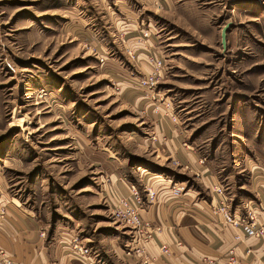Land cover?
Listing matches in <instances>:
<instances>
[{
    "label": "rangeland",
    "instance_id": "rangeland-1",
    "mask_svg": "<svg viewBox=\"0 0 264 264\" xmlns=\"http://www.w3.org/2000/svg\"><path fill=\"white\" fill-rule=\"evenodd\" d=\"M166 1L0 0V194L41 215L47 230L73 227L93 248L121 238L101 167L109 155L152 164L141 156L151 120L134 103L153 93L135 84L150 58L162 64L156 98L173 107L228 201L255 197L264 0Z\"/></svg>",
    "mask_w": 264,
    "mask_h": 264
},
{
    "label": "crops",
    "instance_id": "crops-1",
    "mask_svg": "<svg viewBox=\"0 0 264 264\" xmlns=\"http://www.w3.org/2000/svg\"><path fill=\"white\" fill-rule=\"evenodd\" d=\"M145 92L147 95L136 96L134 103L151 120L154 140L148 145L150 150L141 155L152 162L151 166H126L109 155L106 168L101 170L106 173L104 190L109 209H118L122 199L134 205L133 189L137 190L142 199L140 215L148 224L147 230L154 231L153 237L143 240L136 227L117 219L123 228L121 238L108 240V234L93 248L79 238L73 227L47 230L46 219L1 192L0 248L14 264H87L75 255L74 237L91 249L90 258L96 264H196L203 257L221 259L231 248L236 257L234 264H264V240L245 237L239 228L225 224L223 217L214 212L221 201L235 216H244L251 208L256 225L264 229L263 168L251 159L249 183L255 197L232 204L205 159L187 142L173 107L168 109L162 100L152 101L149 91ZM174 187L181 191L174 194ZM147 189L155 193L149 201L145 199ZM162 246L167 247V254ZM246 249H251L248 255Z\"/></svg>",
    "mask_w": 264,
    "mask_h": 264
},
{
    "label": "built area",
    "instance_id": "built-area-1",
    "mask_svg": "<svg viewBox=\"0 0 264 264\" xmlns=\"http://www.w3.org/2000/svg\"><path fill=\"white\" fill-rule=\"evenodd\" d=\"M149 62L152 64V70L139 77L135 84L137 87L142 89H149L153 93L150 95L152 101H157L158 96L155 93L154 88L162 77V64L160 59L150 58ZM154 90V91H153ZM167 108H170V104L165 102ZM217 192H221L219 187H215ZM174 194H178L181 191L180 187L172 188ZM133 197L135 200V204L131 205L126 199L120 200V207L115 211H112L113 216L124 222L127 225L136 227L140 234H143V240H149L153 237L154 231L147 230L148 224L145 223L139 212V203L141 202V196L137 190L133 189ZM155 197V193L151 189H147L145 194V199L147 201L152 200ZM215 213H219L225 222V224L230 225L235 228H239L245 237H253L264 240V229L261 226L256 225L255 220V211L251 208L247 209L244 216H235L233 215L227 204L224 201H221L217 207L214 208ZM158 230V229H156ZM44 236V233L40 234ZM236 240L239 239V236L236 235L234 237ZM177 244H180L177 241ZM72 248L75 251V255L83 258L87 264H96L91 260V249L81 243L78 237H74L72 240ZM163 253H168V249L165 246L161 247ZM251 252V249L245 250V255H248ZM236 262V257L234 254V250L231 248L221 259H213L210 257L201 258L196 264H234ZM0 264H14L11 260L10 256L0 248Z\"/></svg>",
    "mask_w": 264,
    "mask_h": 264
},
{
    "label": "water",
    "instance_id": "water-1",
    "mask_svg": "<svg viewBox=\"0 0 264 264\" xmlns=\"http://www.w3.org/2000/svg\"><path fill=\"white\" fill-rule=\"evenodd\" d=\"M226 31H227V26L223 27L221 30V42L223 45L225 43Z\"/></svg>",
    "mask_w": 264,
    "mask_h": 264
}]
</instances>
